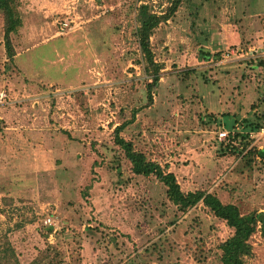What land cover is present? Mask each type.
<instances>
[{"label": "rangeland", "instance_id": "374dc122", "mask_svg": "<svg viewBox=\"0 0 264 264\" xmlns=\"http://www.w3.org/2000/svg\"><path fill=\"white\" fill-rule=\"evenodd\" d=\"M17 1L12 62L0 15V264H221L231 230L133 175L113 131L136 113L121 137L182 192L263 212L264 138L235 133L264 125V0H183L150 40L162 71L149 104L136 8L170 0ZM251 242L246 264H264Z\"/></svg>", "mask_w": 264, "mask_h": 264}, {"label": "trees", "instance_id": "16d2710c", "mask_svg": "<svg viewBox=\"0 0 264 264\" xmlns=\"http://www.w3.org/2000/svg\"><path fill=\"white\" fill-rule=\"evenodd\" d=\"M183 0H170V5L164 12L157 13L150 3L143 2L136 8L135 21L137 24L135 36L138 48L144 65V72L149 76L150 83L147 84L148 104L152 102V93L159 84L162 67L156 63L151 47V37L154 31L162 24L170 20L178 11ZM0 15L3 21V45L8 62H12L15 52L12 46V35H16L23 26L19 4L17 0H0ZM205 59L209 54L204 55ZM262 65L261 62H259ZM133 112L132 119L114 128V144L123 152L126 160L131 166V172L135 176L144 178L154 177L166 189L165 194L178 211L185 214L187 211L201 203L217 220L231 230V235L220 245L221 264H246V260L252 257L253 245L252 237L259 233L264 240V211L251 212L249 214L240 213L238 207L233 204H223L219 198L204 191L184 193L181 191L175 175L166 171L158 163L148 159L143 153L138 152L131 141H126L121 137L124 129L135 119ZM244 131L246 135L235 133V137H241L244 141L251 133L258 132L264 127L259 116L256 121L246 119ZM254 139V138H253ZM234 153V147H231ZM253 152L261 160H264V148L255 149ZM252 150L247 154L253 155ZM241 151L239 154H242ZM246 156V155H244ZM3 214H6L3 211ZM52 229H48L50 235ZM57 264V263H56Z\"/></svg>", "mask_w": 264, "mask_h": 264}, {"label": "built area", "instance_id": "2783aa9c", "mask_svg": "<svg viewBox=\"0 0 264 264\" xmlns=\"http://www.w3.org/2000/svg\"><path fill=\"white\" fill-rule=\"evenodd\" d=\"M67 27H68V23H63L61 28H60V32H66L65 30H66ZM2 98H3V96H2ZM227 135H228V133L222 132V133L218 134V137H219L220 140H225ZM254 135H255V137H257V139L264 138V127L260 128L259 131L256 132ZM43 224L45 226H49V227H56L57 226L56 219L54 217H51V216H47L43 220Z\"/></svg>", "mask_w": 264, "mask_h": 264}]
</instances>
